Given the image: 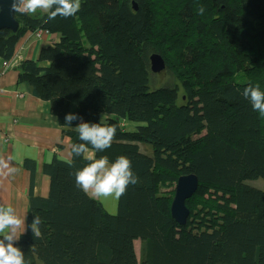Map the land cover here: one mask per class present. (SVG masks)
I'll return each instance as SVG.
<instances>
[{"label":"trees","instance_id":"16d2710c","mask_svg":"<svg viewBox=\"0 0 264 264\" xmlns=\"http://www.w3.org/2000/svg\"><path fill=\"white\" fill-rule=\"evenodd\" d=\"M47 16L16 13L19 30L0 32V59L12 58L23 28L59 34L19 66V82L51 105L71 144L79 123L116 125L95 156L128 157L138 182L111 214L76 186L83 156L44 166L47 197L33 194L36 164L26 163L27 228L14 244L26 264H264V115L243 96L249 85L264 91V0H81L73 17ZM155 54L166 85L152 72ZM68 114L82 119L65 127ZM190 174L199 187L180 225L171 206Z\"/></svg>","mask_w":264,"mask_h":264},{"label":"crops","instance_id":"0c3cea01","mask_svg":"<svg viewBox=\"0 0 264 264\" xmlns=\"http://www.w3.org/2000/svg\"><path fill=\"white\" fill-rule=\"evenodd\" d=\"M60 39L59 34H47L43 30L38 35L36 31L23 28L14 53L19 57L11 60L8 71H2L0 59V159L8 162L10 169H17L15 172L3 169L0 173V204L11 205L21 217H26V228L32 181L26 163L36 164L33 194L47 197L52 182L44 174V166L55 157L69 162L72 156L69 155L70 137L63 135L68 129L59 124L48 102L34 97L27 86L19 82V66L25 61L38 62L41 50L57 44ZM48 66V62L40 63L42 68ZM99 201L109 213L116 214L117 200Z\"/></svg>","mask_w":264,"mask_h":264},{"label":"clouds","instance_id":"9594fccd","mask_svg":"<svg viewBox=\"0 0 264 264\" xmlns=\"http://www.w3.org/2000/svg\"><path fill=\"white\" fill-rule=\"evenodd\" d=\"M81 9V0H13L12 11L15 13L35 14L37 10L48 13L47 20L54 21L58 16L69 18ZM204 8H200V14ZM244 98L250 100L254 111L264 115V91L260 86L249 85L243 90ZM82 119L74 114L65 116V127L71 128L73 121ZM74 130L78 133L80 143L70 145V156H83L89 163L75 172L76 186L95 199L119 200L128 186L138 182L132 170V162L126 156H119L110 162L108 156L96 158L97 152H104L111 147L116 136L117 126L114 124L79 123ZM90 146V147H89ZM9 168V163L0 159V173ZM26 217H21L11 205L0 204V264H26L25 254L14 246L20 235L26 230ZM43 221L35 215L30 229L35 238L41 236L40 226Z\"/></svg>","mask_w":264,"mask_h":264},{"label":"water","instance_id":"95a60500","mask_svg":"<svg viewBox=\"0 0 264 264\" xmlns=\"http://www.w3.org/2000/svg\"><path fill=\"white\" fill-rule=\"evenodd\" d=\"M13 0H0V32L8 30L11 32H17L20 28V24L16 20V13L12 11ZM135 11L138 8L133 3ZM152 72L154 74H160L166 69V64L163 58L155 54L151 57ZM199 187V180L196 175H184L178 180L175 196L171 206L172 217L180 225H186L190 212L187 209L186 201L191 199L197 192Z\"/></svg>","mask_w":264,"mask_h":264},{"label":"rangeland","instance_id":"374dc122","mask_svg":"<svg viewBox=\"0 0 264 264\" xmlns=\"http://www.w3.org/2000/svg\"><path fill=\"white\" fill-rule=\"evenodd\" d=\"M41 11H44V10H41ZM167 11V10H166ZM14 56V55H13ZM13 56H12V58H13ZM11 58V59H12ZM11 59H9V60H11ZM6 61H8V60H6ZM5 62V61H4ZM3 62V63H4ZM3 63H2V67H3ZM9 70V69H8ZM7 70V71H8ZM2 71H3V69H2ZM3 73V72H2ZM156 83L157 84H159V85H166L165 83H166V81H167V79H168V74L166 73H160V74H156ZM126 128H130V125L129 124H127V123H124L123 124ZM114 200V199H113ZM136 246H137V250H138V253H139V250H140V243H137L136 244Z\"/></svg>","mask_w":264,"mask_h":264},{"label":"built area","instance_id":"2783aa9c","mask_svg":"<svg viewBox=\"0 0 264 264\" xmlns=\"http://www.w3.org/2000/svg\"><path fill=\"white\" fill-rule=\"evenodd\" d=\"M42 31H43V30H37V31H36V34L40 35ZM44 31H45L47 34L50 33V32L47 31V30H44ZM15 57H19V55H18V54H14L13 58H15ZM13 58H12V59H13ZM12 59H11V60H12ZM11 60L5 61V62L3 63V67H2L3 71H7V70L10 68Z\"/></svg>","mask_w":264,"mask_h":264}]
</instances>
